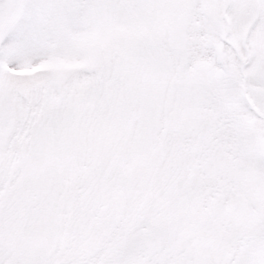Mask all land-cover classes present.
Wrapping results in <instances>:
<instances>
[{
    "label": "snow or ice",
    "instance_id": "obj_1",
    "mask_svg": "<svg viewBox=\"0 0 264 264\" xmlns=\"http://www.w3.org/2000/svg\"><path fill=\"white\" fill-rule=\"evenodd\" d=\"M0 264H264V0H0Z\"/></svg>",
    "mask_w": 264,
    "mask_h": 264
}]
</instances>
